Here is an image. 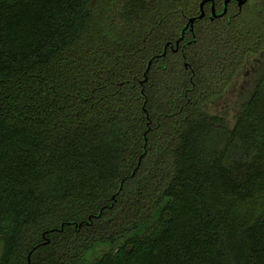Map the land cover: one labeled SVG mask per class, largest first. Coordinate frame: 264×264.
<instances>
[{"label": "trees", "instance_id": "trees-1", "mask_svg": "<svg viewBox=\"0 0 264 264\" xmlns=\"http://www.w3.org/2000/svg\"><path fill=\"white\" fill-rule=\"evenodd\" d=\"M202 1L0 0V264H264V8Z\"/></svg>", "mask_w": 264, "mask_h": 264}, {"label": "rangeland", "instance_id": "rangeland-1", "mask_svg": "<svg viewBox=\"0 0 264 264\" xmlns=\"http://www.w3.org/2000/svg\"><path fill=\"white\" fill-rule=\"evenodd\" d=\"M257 6H262L264 8V0H251ZM263 58L261 56H255L250 58V61L244 69L242 73L239 74L235 84L230 88L225 97L219 102L209 105L207 110L211 114L222 115L226 118V120L233 124L235 120V115L239 106V102L241 101V90L244 88H250L255 84L256 79L259 77L261 73L262 65L264 64ZM260 72V73H259ZM118 244H110V243H101L95 245L91 249H89L81 261L80 264H89L96 258L102 256L103 254L112 251L116 248ZM2 251V242L0 241V254Z\"/></svg>", "mask_w": 264, "mask_h": 264}, {"label": "water", "instance_id": "water-1", "mask_svg": "<svg viewBox=\"0 0 264 264\" xmlns=\"http://www.w3.org/2000/svg\"><path fill=\"white\" fill-rule=\"evenodd\" d=\"M207 1H212V18L213 17H216L218 15H223L227 12L228 10V4L231 0H225L224 1V11L221 13V14H217V11H216V3H215V0H203L200 4V8H201V14H199L198 16H193L189 19V22L187 23L186 27H185V30L190 28L191 31H194L195 29V21L198 19V18H203L205 15H206V11H205V4ZM239 4V7L242 8L243 5L248 1V0H236ZM185 30L183 31V33L185 32ZM184 37V34L183 36ZM179 43H180V40L177 41V46L179 47ZM152 64V61H150L149 63V68L150 69V66ZM186 66H188V63H186ZM31 254L32 252L29 254V264L31 263Z\"/></svg>", "mask_w": 264, "mask_h": 264}, {"label": "flooded vegetation", "instance_id": "flooded-vegetation-1", "mask_svg": "<svg viewBox=\"0 0 264 264\" xmlns=\"http://www.w3.org/2000/svg\"><path fill=\"white\" fill-rule=\"evenodd\" d=\"M248 1H249V0H248ZM248 1H247V2H248ZM247 2H246V3H247ZM246 3H245V4H246ZM238 5H239V4H238ZM243 6H244V5H243ZM240 9H242V8H240ZM259 73H260V72H259ZM260 74H261V73H260Z\"/></svg>", "mask_w": 264, "mask_h": 264}]
</instances>
